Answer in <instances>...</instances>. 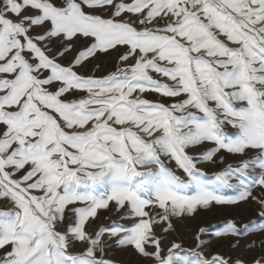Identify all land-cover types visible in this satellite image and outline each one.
Listing matches in <instances>:
<instances>
[{
    "label": "snow or ice",
    "instance_id": "obj_1",
    "mask_svg": "<svg viewBox=\"0 0 264 264\" xmlns=\"http://www.w3.org/2000/svg\"><path fill=\"white\" fill-rule=\"evenodd\" d=\"M127 253L264 264V0H0V264Z\"/></svg>",
    "mask_w": 264,
    "mask_h": 264
},
{
    "label": "rangeland",
    "instance_id": "obj_2",
    "mask_svg": "<svg viewBox=\"0 0 264 264\" xmlns=\"http://www.w3.org/2000/svg\"><path fill=\"white\" fill-rule=\"evenodd\" d=\"M102 63V71L111 70L113 61L111 58H108ZM98 75L101 73H97ZM150 99L153 97H149ZM103 219V217H101ZM209 219H214V216H209ZM201 222V217H197L194 220H186L183 223L177 224V233L176 236L178 239H183L185 242H191V237L193 232L195 231V227L198 223Z\"/></svg>",
    "mask_w": 264,
    "mask_h": 264
},
{
    "label": "crops",
    "instance_id": "obj_3",
    "mask_svg": "<svg viewBox=\"0 0 264 264\" xmlns=\"http://www.w3.org/2000/svg\"><path fill=\"white\" fill-rule=\"evenodd\" d=\"M121 261V264H139L140 258L132 253L121 254L116 257Z\"/></svg>",
    "mask_w": 264,
    "mask_h": 264
}]
</instances>
